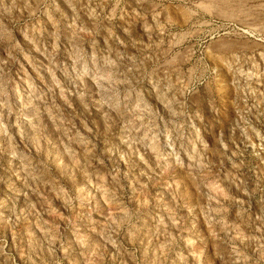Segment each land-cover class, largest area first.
Listing matches in <instances>:
<instances>
[{"label": "rangeland", "instance_id": "1", "mask_svg": "<svg viewBox=\"0 0 264 264\" xmlns=\"http://www.w3.org/2000/svg\"><path fill=\"white\" fill-rule=\"evenodd\" d=\"M0 264H264V0H0Z\"/></svg>", "mask_w": 264, "mask_h": 264}, {"label": "bare ground", "instance_id": "2", "mask_svg": "<svg viewBox=\"0 0 264 264\" xmlns=\"http://www.w3.org/2000/svg\"><path fill=\"white\" fill-rule=\"evenodd\" d=\"M225 14V13H224Z\"/></svg>", "mask_w": 264, "mask_h": 264}]
</instances>
